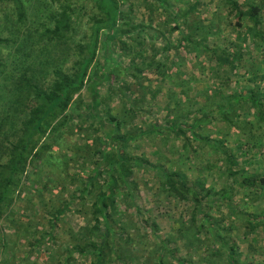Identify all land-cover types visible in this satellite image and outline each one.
I'll return each instance as SVG.
<instances>
[{
    "label": "trees",
    "instance_id": "1",
    "mask_svg": "<svg viewBox=\"0 0 264 264\" xmlns=\"http://www.w3.org/2000/svg\"><path fill=\"white\" fill-rule=\"evenodd\" d=\"M31 1L32 11L26 6ZM72 1L0 0V48L12 52L10 58L6 56L10 62L0 53V254L7 248L5 222L36 177L41 192L37 189L35 211L45 228L28 243L29 254L46 242L56 247L53 233L58 223L76 216L81 225L74 231L63 229L68 240L62 264H239L233 240L228 245L232 231L224 222L242 221L247 235L264 231L258 218L252 220L233 207L242 188L259 190L264 184L257 174L242 175L244 150L258 135L254 127L264 121V113L254 89L248 98L243 96L244 73L238 67L242 47L213 34L218 28L226 31L241 25L243 7L237 0H223L217 26L209 17L213 0H190L186 5H179L182 0H137L125 12L120 8L123 0H89L91 14L83 32L80 16L85 14L75 15L83 5ZM139 7L147 19L133 18ZM199 8H204V19H195V26L187 28ZM191 55L206 61L212 94L218 97L222 92L224 97L212 111L204 102L191 110L196 98L180 88L176 95L171 92L176 101L170 110L154 112L160 107L159 83L169 79L166 71L176 63L177 68L184 65L177 60ZM249 73L252 82L264 80L261 70ZM172 76L193 88V74L175 69ZM152 79L157 86H148ZM182 98L186 109L180 113ZM237 108L245 126L231 138L240 143L233 154L229 141L213 145L212 136L203 132L216 121L235 131L230 119ZM150 138L162 141L167 153L185 154L191 164L190 156L198 158L208 149L209 156L199 159L192 185L186 174L192 166L179 163L168 168L159 159L152 162L135 152ZM152 154L157 157L159 152ZM41 163L46 170L38 177ZM51 163L60 171L50 168ZM210 177L214 183L222 182L217 192L206 185ZM237 178L241 192L229 186ZM152 181L164 207L187 206L188 227L172 236L183 241L186 251L200 243L203 259L177 258L169 248L174 239L152 238L159 232L158 214L141 202V182L149 187ZM222 207L227 214L217 222L211 215L216 211L223 217ZM249 251L247 258L254 259L256 248L249 246Z\"/></svg>",
    "mask_w": 264,
    "mask_h": 264
},
{
    "label": "rangeland",
    "instance_id": "2",
    "mask_svg": "<svg viewBox=\"0 0 264 264\" xmlns=\"http://www.w3.org/2000/svg\"><path fill=\"white\" fill-rule=\"evenodd\" d=\"M79 3V6L83 5V11H80L78 8L75 9V15L79 14H85L83 16H80V19L82 20V25L80 29L84 32L87 30V27H85V24L87 22V15L90 16V10L92 3L89 0H76ZM124 3H120V8L122 12H125L126 10L128 11L129 5L131 3L135 4L137 0H123ZM44 1H41V3ZM74 2V0L72 1ZM190 2V0H182L180 4L186 5ZM28 8L32 11L35 6L33 5L32 1L31 3L27 4ZM54 7V6H53ZM56 10V9H55ZM57 11V10H56ZM145 13V17L143 15ZM147 13L144 12V8L139 7L137 10V13H135V17H133L135 20L138 19H147L148 15ZM39 17V15H38ZM82 17V18H81ZM40 21V19L38 20ZM187 28H192L195 26L196 21H195V16H192V20ZM87 26V25H86ZM166 29V28H165ZM164 29V30H165ZM3 37H6L5 35ZM203 52V51H202ZM0 53L1 56L4 58H7L6 56L8 55L9 58L12 55V52L9 51L7 48L1 47L0 48ZM174 57V55H171ZM183 56V55H182ZM152 58L151 55H147V58ZM171 57V59H173ZM7 58L6 61L10 62L11 59ZM184 58V57H183ZM158 60V57L156 58ZM184 60V61H182ZM178 59L177 62L181 63L184 62V65H181L180 67L177 68V63L175 67H172L171 70L166 71L165 77H169L168 81L159 83V86L161 87L162 93L161 97L159 95V108L155 109V111H160L161 108H167L170 110L174 105L176 99H174L172 96L176 95V93H179L178 89H182L185 93L191 94L190 95L193 100L194 98L196 108H190L192 109H198V105L203 106L204 102L206 104L205 108L206 110L212 111L214 110L215 104L219 102L224 96L223 93L220 92L218 93V97L213 96L212 90L213 88L211 87L208 77L206 76V61H203V59H200L199 56L191 55L190 57H186L185 59ZM154 61V59H153ZM169 67H167L168 69ZM205 68V70H203ZM210 68V67H209ZM180 70L181 72L193 76L191 77V80L194 82L193 83V88L192 85L190 86L186 83L182 84L181 79H179L178 76L174 77L172 76L173 70ZM156 76V75H155ZM195 76V77H194ZM154 77V75H153ZM153 80V79H152ZM149 81L148 86H151V83L157 86L156 84V79L153 81ZM180 80V81H179ZM185 82V81H183ZM180 83V84H179ZM179 84V86H178ZM155 86H152L153 88ZM195 86V87H194ZM195 88V90H194ZM192 89V90H191ZM191 90V91H190ZM173 95H172V93ZM183 99V98H182ZM184 100V99H183ZM186 101H182L180 104L179 110L180 113L186 109V105H184ZM238 108L236 111L235 118L230 121H234V130L237 132H240L242 129V126L244 124V116H239L238 115ZM239 116V117H238ZM204 135L209 133L212 137L210 139L211 144L218 145V141H229L230 142V150H232L233 146V141H232V130L230 127H228L225 124H222L220 121H216L215 123L211 124L209 128L205 129L203 132ZM231 133V134H229ZM238 135L236 134V137ZM76 137V136H75ZM74 137V138H75ZM236 143V150L237 146L240 144L238 142ZM238 143V144H237ZM141 145V148L136 150L135 152L137 154H144L143 156L148 157L149 160L152 162H156V160H161L164 165H166L168 168L171 167V164H174L175 166H184L188 168L189 166H192V168H189V170L186 172L187 178L189 180V184L192 185L193 180L195 179L196 175V170H198L202 158L205 159L206 156H209L208 149L205 148L202 153L203 155H198V158H195V156H190V158L193 159V164H191L190 161H186L184 158V155H181L177 151H173V154L165 152V147L163 148V142L158 140V138H150L148 140L143 141V143H139ZM151 148V150L149 149ZM179 148V147H178ZM152 152H159L158 158L155 157ZM176 152V153H175ZM238 151H236L237 153ZM55 155H60L59 158H63L64 155L58 152L54 153ZM211 154V153H210ZM212 155V154H211ZM201 158L200 162L199 159ZM195 160V161H194ZM52 164V163H51ZM48 166V164L46 165ZM49 167V166H48ZM55 170V172H59L60 169L57 165L52 164L50 165V168ZM45 165L42 163L40 164L38 168V177L43 176ZM187 169H185L186 171ZM217 174V173H216ZM216 179L218 178L217 175ZM46 176H49V174H46ZM45 177V176H44ZM39 179V178H38ZM38 179L36 177L31 178L30 181L28 182L27 187L25 188L24 192L22 193L20 199L18 200V203L14 206L12 213L10 214L9 220H6V241H7V248L4 253L0 254V264H62L64 260V246L67 238V234L63 233V229L65 228L70 229L72 231L75 230V228L79 227L81 225V220L76 217H67V220L65 224L63 223H58V228L53 233L55 235L54 241L56 243V247L51 245L50 242H46V244L43 245V247L36 248L31 254L28 253V243L29 242H34V240L38 239V236L41 235V231L45 228V223L42 221V216L38 213H36V205H37V199L36 197L38 196L39 191H40V182H38ZM51 179H54V175L51 177ZM146 179V178H144ZM148 180V179H147ZM192 181V182H191ZM213 178H208L207 179V186L210 188H214V190L217 192L220 188V180H218V183L213 182ZM224 182V180H223ZM141 192L143 191V195H141V202H143L144 206L147 208H155L154 212L158 214L157 217V225L159 227V232L157 236H152V238H167L169 239H174V241L170 242L169 248L173 249L177 253V258H181L182 260H192L193 262H196L200 258H204L205 255L202 253L203 251L200 249V247H197L199 244H197L193 249L186 251L183 249V241L177 240L172 236L173 232H176L177 229L184 230L185 228L188 227V216H187V211L188 209L186 208L187 206H179L178 208H167L164 207L163 203L161 202L162 200V195L159 194L157 185L155 181L149 182V187H146L142 182H141ZM230 186V185H229ZM236 187V185H235ZM39 189V191L37 190ZM148 189V191H146ZM41 192V191H40ZM158 192V193H157ZM209 199H206L208 201ZM161 204V205H160ZM234 209H240L243 210V203H242V198L239 195L236 197L233 203ZM214 213L211 215L213 218H215L218 222L219 219H223L224 216L227 214V209L225 207H222L220 214L219 215L216 211H213ZM218 214V215H216ZM163 215V217H162ZM183 215V216H182ZM224 221V220H222ZM242 221L240 222H235L234 225H232V222L230 219H226L224 222V226L228 229L231 230L232 232L228 231L227 238L229 239L228 245H231L232 240L235 244L236 252L239 254L238 261L239 264H264V260H257L256 258L254 259H248L249 257V246L252 248H256L257 253L264 254V245L259 244L258 236H256L255 240L253 242H250V238L248 235L245 234L243 231L241 225ZM63 226V227H62ZM231 235V236H230ZM65 238V239H64ZM177 241V242H176ZM54 243V244H55ZM42 250H46L45 253L42 252ZM211 260H214V258H211Z\"/></svg>",
    "mask_w": 264,
    "mask_h": 264
},
{
    "label": "crops",
    "instance_id": "3",
    "mask_svg": "<svg viewBox=\"0 0 264 264\" xmlns=\"http://www.w3.org/2000/svg\"><path fill=\"white\" fill-rule=\"evenodd\" d=\"M222 2L224 1L213 0L209 7V10L211 11L209 17L213 18V21L217 26L221 25L220 22L223 17V12L220 11ZM237 3L243 7L245 13V16L240 21L241 25L233 26L235 28L232 27L226 31H224L223 28H218V33L216 32L213 35L216 36L219 34L224 36L228 39L230 45H232L231 43H234L235 46L242 47L243 56L242 60L238 64V67L239 69L241 68V72L244 73V77L242 78V85L244 86L243 96L244 98H248L250 91L254 89L253 93L260 101L262 107L261 110L264 113V80L260 78L252 82L250 79L252 78V75L249 73V71L256 69L264 72V0H237ZM203 13L204 8H199L195 14L196 21L204 19ZM250 14L252 16H250ZM233 19L236 20V16ZM223 42L224 41L222 39L219 43L221 44ZM252 84H254L253 88L251 87ZM247 107L248 112H250L251 106L248 104ZM253 115L254 114L252 112L250 117L253 118ZM243 126H245V122ZM257 128L259 130L258 135L248 143V147L244 150L243 163L245 166L242 175L243 178H246L257 174L260 179L264 180V121H259L258 125L255 124L254 129ZM237 133L238 131H232V136L236 138ZM246 143L247 140H244V145ZM235 150L236 143L233 141V154H235ZM237 180L238 178L236 180L233 179L231 185L230 182L229 185L232 186V188H235L238 192H241L240 188L236 185L238 182ZM241 198L244 214L249 216L252 220L258 218L260 222L264 223V184L259 190L249 189L246 187L242 188ZM235 199L236 197H234V200ZM258 235L259 244L264 245V231H260ZM258 235H248L250 242H253ZM254 257L257 260H264V254L257 253L254 254Z\"/></svg>",
    "mask_w": 264,
    "mask_h": 264
}]
</instances>
